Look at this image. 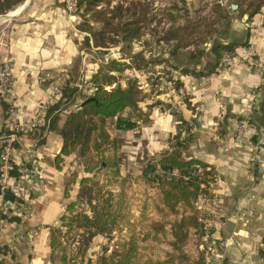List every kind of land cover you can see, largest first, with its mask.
Listing matches in <instances>:
<instances>
[{"label": "trees", "instance_id": "obj_1", "mask_svg": "<svg viewBox=\"0 0 264 264\" xmlns=\"http://www.w3.org/2000/svg\"><path fill=\"white\" fill-rule=\"evenodd\" d=\"M19 1L0 0V13L11 9ZM168 1L162 8L161 18L157 19L156 15H152V21L162 20L163 24L153 28L151 34L157 37L158 43L170 45L168 52L171 55L167 60L171 62V66L183 74L200 75L216 71L223 63L226 53H234L239 44L232 40L223 42L215 36L220 34L226 37L230 34L231 21L225 6L218 0H198L197 5L188 0ZM102 2L108 3L109 0H76L77 6L83 4L84 12L90 13L86 24L93 43L97 46H106L107 40L114 43L116 37L105 35L108 30L113 34H121L126 42L136 38L141 25L134 20L123 24L120 20L113 21L121 16L122 5L118 3L111 9L97 8ZM233 2L239 4L235 10L238 9L241 15L247 14L249 19L264 5V0ZM192 9L199 11L196 18L192 17ZM93 21L100 22L101 28L95 29L91 25ZM212 36L214 38L207 49L205 43ZM90 39V34L84 35L86 45L90 44ZM207 51L213 55L209 62L202 59ZM155 59L162 58L133 55L136 68L147 67ZM112 62L113 68L118 71L131 66L115 59ZM91 78L95 83L94 90L89 95L92 99L79 103L75 109H69L65 119L59 124L62 104L75 100L76 87H72L70 80H66L57 99L48 106L44 123L40 125L41 129H54L61 136L60 151L55 155L57 167H60L64 155L77 152L84 171V175L78 179L77 172L70 170L63 194L68 197L72 184L77 183L76 198L66 203L59 217L60 225H47L50 263L90 262V258L85 255L92 238L97 234L110 233L119 226L121 220H126L128 235L120 237L110 253L99 255L100 264H202L198 248L201 209L197 201L199 194L203 192L210 195L209 187L216 176L214 165L199 157H185L179 149L183 142L176 141V147L163 150L155 158V164L151 160L144 163L134 177L130 173L121 174L123 156L120 153L119 132L134 128L137 121L148 114L139 105L146 98L147 92L139 87L136 78H127L125 85L116 82L110 88H105L104 84L113 83L115 75L104 70L103 66ZM175 80L179 84L183 83L179 78ZM2 104L5 108L3 101ZM252 117L249 121L253 122ZM113 129L117 131L113 132ZM4 131L8 132L9 129ZM14 144L17 143L14 141ZM156 166L161 172L156 170ZM19 173V165L13 163L10 174L18 176ZM114 181H118L116 191L112 189ZM3 198L23 202L10 188L4 191ZM136 201L140 215L128 218V212ZM78 205L83 209L79 210ZM0 217L9 221H21L19 214L9 215L2 207ZM61 226H66L65 232ZM73 229L80 233L74 248L64 240L65 236L71 238ZM140 232L144 233L140 235ZM152 240L156 243L153 244ZM0 254L4 258L11 255L6 244L0 245ZM193 257L196 262H191Z\"/></svg>", "mask_w": 264, "mask_h": 264}, {"label": "crops", "instance_id": "obj_2", "mask_svg": "<svg viewBox=\"0 0 264 264\" xmlns=\"http://www.w3.org/2000/svg\"><path fill=\"white\" fill-rule=\"evenodd\" d=\"M30 2L23 0L11 8L16 9L14 14L1 17L2 20L11 19L6 45L0 47V60L8 58L12 65V93L21 118L33 115L40 102L47 99L51 104L57 99L49 98L51 89L39 84L38 72L52 66H69L76 34L71 17L65 15L64 9L57 6L47 9V3L42 5L41 0L34 5ZM245 18L246 15L242 20ZM248 32L244 22L237 20L232 23L229 39L239 43L235 54H230L228 64L202 75L205 79L201 80L192 96L197 103L195 113L191 108L183 110L185 118L193 114L202 127L211 128L215 120L221 126L220 133L202 140L204 144L201 143L200 148H195L194 152L188 148L185 157L197 156L215 167L212 192L200 208L203 214L212 217L213 236L217 242L228 240L224 264H264V152L232 145L243 116H253L247 136L253 138L254 147L256 140L261 141L259 133L264 132V69L248 65L240 56ZM256 56L264 59V37L256 42ZM192 78L193 75L188 73L179 77L185 84ZM147 105L151 106L148 125L154 135L147 139L141 135L140 143L146 142L150 154H155L167 147V142L161 140V133L175 132L176 123L170 113L161 110L160 104L154 105L150 100ZM146 107L142 109L146 110ZM4 109L0 99V126L4 121ZM61 120L63 117L59 122ZM40 125L31 134H18L15 141L20 159V155L27 151L34 157L33 161L38 162L33 167L39 179L35 190L18 194L29 209L25 219L21 217V221L16 222L0 217V245L6 244L11 253L4 258L6 264H51L47 225L57 223L59 212L65 206L63 175L69 166L73 167L71 160L77 152L64 155L62 162L66 163L60 162V167H57L55 155L60 151L61 136L54 129H41ZM140 127L137 121V125L127 131L134 130L140 134ZM10 182L18 184L14 179ZM33 192L36 194L32 195ZM25 226H36V229L25 231L26 238L20 239L18 234L23 233Z\"/></svg>", "mask_w": 264, "mask_h": 264}, {"label": "rangeland", "instance_id": "obj_3", "mask_svg": "<svg viewBox=\"0 0 264 264\" xmlns=\"http://www.w3.org/2000/svg\"><path fill=\"white\" fill-rule=\"evenodd\" d=\"M22 1L23 0H20L16 5H18ZM188 1L189 3L195 2L197 5L198 0H188ZM218 2H221L227 9V12L229 13V19L231 21L230 30L232 29V23L237 20L242 21V23L244 22L245 25L248 27L249 32H248L247 43L249 41L250 34L256 30H258V33H261V35L257 36L256 42L258 39H260V37H264V28H263L264 26H262L264 25V22L262 23L261 20H259L261 18V14L258 13L260 10L264 9V5L250 19L248 18V15L245 14L246 18L243 21L242 17L244 15H241L238 9L235 10V8L234 9L233 7L231 8L233 0H218ZM30 3L34 5L37 3V0H34V1L31 0ZM46 3H47V7H46L47 9H50V7L55 8L56 6L61 9H64L65 15L68 17L69 16L71 17L70 19L72 22V27H74V31H76L75 38H74L75 40H73L74 41L73 43L74 54L71 60V64L69 66L67 65H59L57 67L52 66V68L51 67L44 68L38 72V73H41V72L48 71V70L55 71V72L59 71L60 73L64 72L65 75H67L66 80H70L71 82L70 85L72 87H76L75 94H74L75 100L62 104L61 106L62 114L59 115L60 118L63 117V120H64L69 109H75L80 103V101L83 99V97L89 96L92 94V91L94 90V87H95L94 86L95 83L93 82L91 76L93 73L98 71L101 66H103L104 70H107L115 75L113 83L104 84L105 88L107 89L110 88L116 82H120L122 85H125L127 78H136L139 83V87L143 91L147 92L146 98L140 101L139 105L141 107H146V102L150 100L151 102H153L154 105L160 104L161 110L164 112L170 113L171 117L174 119L176 123L175 132L163 131L161 133V140L164 142L165 141L167 142L166 143L167 147H163L159 152L155 154H150V151L148 148L149 146L146 144V142L143 143V145L142 143H140L141 135L143 137H146V139L147 137L152 138L154 135V133L150 131V128H149L150 125H148L150 122L148 114H145L142 117V119L138 120V125L141 126L140 134L139 132L134 133V130L133 131H127V130L120 131L119 132L121 136L120 153L123 156L122 164H121V174L130 173V175L134 177L135 174H138L141 166L144 163L151 160L152 164H155L156 163L155 158L158 157L163 150L176 147V141L183 142V145L179 146V149L182 150L184 156H187L185 151L188 148H191L190 152H194L195 148H200V145L204 144L202 140L205 141L207 137L213 138V136H215L217 133H220L221 126H220L219 121L217 120H215L214 126H212L211 128H205L204 126L202 127V125H200L195 120L196 118L192 116L193 114L188 115L187 118L184 117V112H183L184 108H191L193 109L195 113L197 103H195L192 96H193V93L197 91L198 86L201 84V80L205 79L202 77V75H206V74L196 75L194 73H188V74L193 75L192 80L188 81V83L186 84L185 83L179 84L175 79L181 77L183 73L179 72L175 67L171 66V62L167 60V58L170 57L171 55L168 52L170 45L168 43L166 44L158 43V40L156 39L157 37L153 35V33L151 34V32L153 31V28H156V26L158 27L163 24L162 20H160V22L158 20L157 22L152 21L151 19L152 15L153 16L156 15L157 19L158 17L161 18L160 16H161L162 8L169 3L168 0H109L108 3L102 2L98 4L96 6L97 8L111 9L113 6L120 3L122 5V10L120 14L121 16H119L118 18H114L113 21L120 20L121 23L123 24L126 21L134 20L138 25H141L139 28L140 30H139L138 36L129 42L124 41L121 37V34H116V33L113 34L110 32L111 30L110 31L108 30L105 35L112 36V37L114 36L116 37L117 40H115L114 43L112 42L110 43V41L107 40L108 42L106 43V46H100V45L97 46L93 43L92 34L89 31L90 29L88 28L86 24L87 23L86 19H90V13L84 12L83 4H81L80 6H77L76 0H55V1L54 0H51V1L41 0L42 5ZM16 5L12 6L11 8L15 7ZM8 10L0 13V15L6 12L12 15L16 12V9H10L9 11ZM204 13H206V11H204ZM197 15H199V11L192 9V17L196 18ZM10 20L9 18L6 20H2V18L0 17V47L6 45V41H7L6 39L8 35V30H9L8 22ZM5 24H7V26ZM80 24L82 27L79 26ZM91 25H94L95 29L101 28L100 22L96 23L95 21H93ZM121 30L122 28L120 29V31ZM86 34L87 35L90 34L91 42L89 45H86L83 40L84 35ZM215 36L219 37V39L222 40L223 42H227L230 40L229 39L230 34L226 37L220 34H215ZM213 38L214 37L212 36L211 39H209V41L205 43V46L207 47V49L210 48ZM192 47L194 46L192 45ZM243 48H242V51H243ZM235 52L226 53V55L223 57V60H222L223 63L219 67H222L228 64L230 60L229 59L230 54H235ZM134 54H141L145 58H149L150 55H153L155 57H159L162 59L160 60L155 59L154 61L152 60L147 67L136 68L133 62ZM212 58H213V55L208 53V51L202 56V59L205 62L207 61L209 62V60ZM254 58L256 59L258 58L256 54L254 55ZM113 59H115L116 61H122L128 64H131V66L125 67L122 70L118 71L113 68L114 66H112ZM4 61L9 63L11 67V71H12V65L8 58H5L3 60L1 59L0 66H2ZM13 78L14 77L12 75V79ZM39 84L46 86V87L48 86L50 88V80H44L40 82ZM179 87H181L182 90H178ZM158 93H160V95H157ZM10 96H11L10 101H7L6 99L3 98V96L0 93V99L6 105L4 109V121L2 125L0 126V149H1L2 140L4 139L6 135H8L10 131V127L8 125L9 121L6 116L7 110L10 107V102H14L16 107H18V104L15 102L12 92L10 93ZM156 97H160V98H156ZM157 99L159 100V102H155L157 101ZM43 102L44 101L40 102V104L38 105V109L41 107V104ZM150 107L151 106L147 105L146 107L147 109L145 111L149 112L148 109ZM18 111H19V107H18ZM250 118H251V114L249 116H245V117L243 116L240 118L239 125L234 135V141L232 145L236 147L237 146L238 147H242V146L250 147L252 148V150L264 152V132L259 133L261 141L256 140L255 147L253 146V143H252L253 138H250L247 136V129H248V125H250V121H249ZM63 120H61L60 122L62 123ZM111 121L113 120H109V122ZM60 122L59 124H61ZM6 129H9V131L8 132L4 131ZM241 129H243L244 133L242 135H239V131ZM33 131L32 132L31 131L30 132H19L18 134H24V133L31 134L33 133ZM116 131H117L116 129H113V132H116ZM176 134L177 136H175ZM259 134L257 133L256 135H259ZM14 145L16 146V144ZM141 146H144L142 147L143 149L139 148ZM16 147L18 148V146ZM21 158H27L26 160H22L23 161L22 165L25 164L26 167L30 166L33 168V166H36L38 164V162L33 161L32 158L34 157L32 155L25 154V156H21ZM61 163L64 164L66 162L61 161ZM71 165H73V167L71 168L69 166L64 172L63 181H62L63 189H64L66 177L68 178V176L70 175V170L77 172L78 179L82 175H84L82 163L78 155L76 157H73V159L71 160ZM156 167H157L156 170H158L159 167L158 166ZM36 175L39 176L37 172H35V177ZM38 179L39 178L36 177V180ZM100 179L102 180V175ZM214 180L215 178L211 181V185L209 187L210 194L212 192L211 188H212V185L214 184L213 183ZM117 184H118V181L113 182V185H112L113 191H116L118 189ZM132 186L135 187V185L133 184ZM77 187H78L77 183L72 184L71 190L69 191V196L65 197L66 199H64L65 205L68 201L76 198ZM34 193L36 194V192H33L32 195H35ZM207 196H209V194ZM21 204L18 203L17 206H15L13 209L10 208L9 206L3 205V210L9 215L12 214V212L10 211L12 210L13 213L19 214L20 217H23L25 219L28 216V214L26 213L29 212L28 211L29 209L26 208L24 201L21 202ZM17 208H20L21 213H19V210ZM64 208L59 213H62L64 211ZM78 209L81 210L83 209V207L81 205L80 206L78 205ZM87 211L89 212V210ZM59 213L57 214V216H59ZM128 213H129L128 218L130 217L131 219H133V217L140 215L138 201L132 204V207L130 208ZM205 214H203V210L202 211L199 210L201 236L199 239L198 248L201 251L202 264H204L203 250H202V242H204V237H203L204 234L206 233V231H210L209 239H213V238L216 239V237L213 236L214 226L212 222V217L211 216L209 217V214L207 213ZM208 217H209L210 225H208V227L205 228L204 219H207ZM60 222H61L60 219H58L56 225H60ZM126 223H127L126 220H121L119 226L116 227L115 229H112L110 233L97 234L92 238V240L89 243V248L87 250V253L85 255L86 258H90V263L88 262L89 264H100L99 255L102 253H106V254L110 253L116 247L117 240L120 237H124L128 235V225ZM41 225L42 224H39V226ZM34 228L36 229V226H33V227L25 226L22 229V232L24 233L25 231L30 230V229L34 231ZM61 229L63 232H65L66 226H61ZM138 230L142 231L140 229ZM78 232L79 230L73 229L70 233V236H71L70 239H68V237L65 236L64 240H66V243L70 247L74 248L77 245L76 242L80 234V233L78 234ZM142 233L144 232H140V235ZM152 241H153L152 242L153 244L156 243L155 240H152ZM85 262L86 260H84L83 264H86ZM191 262H196L194 257L191 258Z\"/></svg>", "mask_w": 264, "mask_h": 264}, {"label": "built area", "instance_id": "obj_4", "mask_svg": "<svg viewBox=\"0 0 264 264\" xmlns=\"http://www.w3.org/2000/svg\"><path fill=\"white\" fill-rule=\"evenodd\" d=\"M258 13L261 14V22H264V9L260 10ZM264 26V25H262ZM264 28V27H263ZM263 30V29H262ZM263 32V31H262ZM261 35L258 33V30L254 31L250 34L249 41L247 45L243 48L242 53L240 54L241 59L247 62L251 66H260L262 67L261 70L264 69V59H256L254 55L256 54V38L257 36ZM12 71L11 67L8 62L4 61L2 66H0V93L4 99L10 101L11 96L10 93L12 92ZM66 76L64 72H55V71H44L38 74L37 81L40 83L44 80H50V97L49 98H56L59 96L60 90L65 83ZM175 88V87H174ZM178 90H182L181 87ZM50 104L49 100H44L41 104V107L29 118H21L19 115L18 107L14 104V102H10V107L7 110V119L8 125L10 127V131L8 135L4 137L1 142V149H0V207L3 208V205L9 206L10 208H14L17 206V201L5 200L3 198V193L7 188H10L14 191L17 195H22L26 193L28 190H35L36 189V177L35 172L37 170L33 167L31 168L26 167L23 164V158H19L18 155V148L13 144L14 141L18 138L19 132H32L35 130L40 124L44 122L45 113ZM243 129L239 131V135H242ZM28 154L27 152H23L21 156H25ZM27 159V158H26ZM15 163L19 165L20 173L18 176H13L10 174V169L12 164ZM161 172V169L157 170ZM11 179L17 181L14 184L10 182ZM207 194L201 193L198 196L197 204L199 207H202V202L206 199ZM17 203V204H16ZM21 204V203H20ZM22 205V204H21ZM20 205V206H21ZM19 213H21L20 208H17ZM12 213L13 211L10 210ZM205 225L204 227L207 228L210 225V221L204 219ZM18 237L20 239H25V233H19ZM204 242H202V250H203V258L204 264H224L226 258V249L225 246L228 244V240L218 243L216 239H209L210 238V231H206L204 234ZM0 264H6L4 261V257L0 254Z\"/></svg>", "mask_w": 264, "mask_h": 264}, {"label": "water", "instance_id": "obj_5", "mask_svg": "<svg viewBox=\"0 0 264 264\" xmlns=\"http://www.w3.org/2000/svg\"><path fill=\"white\" fill-rule=\"evenodd\" d=\"M231 6H232L233 8H237V7L239 6V4L233 2ZM9 16H10V15L8 14V12H6V13L0 15V17H9ZM92 98H93L92 96L85 97L84 99H82V100L80 101V103L83 104L84 102H86L87 100L92 99Z\"/></svg>", "mask_w": 264, "mask_h": 264}, {"label": "bare ground", "instance_id": "obj_6", "mask_svg": "<svg viewBox=\"0 0 264 264\" xmlns=\"http://www.w3.org/2000/svg\"><path fill=\"white\" fill-rule=\"evenodd\" d=\"M9 15H10V13H9Z\"/></svg>", "mask_w": 264, "mask_h": 264}]
</instances>
